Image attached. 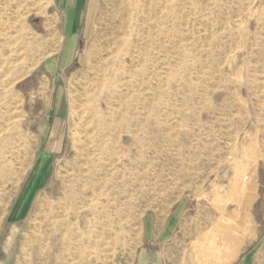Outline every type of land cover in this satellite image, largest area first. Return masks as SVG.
<instances>
[{
  "label": "rangeland",
  "instance_id": "obj_1",
  "mask_svg": "<svg viewBox=\"0 0 264 264\" xmlns=\"http://www.w3.org/2000/svg\"><path fill=\"white\" fill-rule=\"evenodd\" d=\"M54 2L0 0V264H131L143 215L180 209L264 264V0H85L72 32Z\"/></svg>",
  "mask_w": 264,
  "mask_h": 264
},
{
  "label": "crops",
  "instance_id": "obj_2",
  "mask_svg": "<svg viewBox=\"0 0 264 264\" xmlns=\"http://www.w3.org/2000/svg\"><path fill=\"white\" fill-rule=\"evenodd\" d=\"M54 1L63 11L68 30L72 32L78 8L85 0ZM185 211L146 212L143 215V247H138L131 264H234L235 255L232 252L235 247L244 246V243H236L233 233L225 236V241L220 243L218 238L223 235L222 228L218 229L217 234L205 233L198 228L189 230L187 220L183 221ZM239 216L240 212L230 214L224 222L231 225Z\"/></svg>",
  "mask_w": 264,
  "mask_h": 264
},
{
  "label": "bare ground",
  "instance_id": "obj_3",
  "mask_svg": "<svg viewBox=\"0 0 264 264\" xmlns=\"http://www.w3.org/2000/svg\"><path fill=\"white\" fill-rule=\"evenodd\" d=\"M33 4L35 6H41L42 5V0H33ZM37 12V11H36ZM112 31V29H111ZM116 32V30L114 31ZM106 33V32H105ZM121 33V32H120ZM125 34V33H124ZM119 35V34H118ZM108 37V36H107ZM109 38V37H108ZM115 38V37H114ZM118 38V37H117ZM26 40V39H25ZM49 40L47 39H44V38H30V41H28L26 43V46H25V50H24V53H21V52H18V51H15V52H10L11 54L8 56V58L5 60V64H7L8 66H11V68L9 70H11L10 72H15L20 65L24 66L25 63L27 61H29L30 59H32L36 53H38L41 49H42V44L44 42H48ZM111 41V40H110ZM115 43L116 42V39L114 40ZM106 39H105V42L102 44L100 42V47L97 45V47H95L93 49V58H95L100 64V66H94L93 67V71L94 72H99V71H105V61L103 60V55H104V52L106 53L107 49H104V47L107 45L106 43ZM113 42V41H112ZM56 44V43H55ZM54 44V45H55ZM105 45V46H104ZM109 45V44H108ZM113 45V44H112ZM116 47V46H115ZM57 48V47H56ZM17 50V49H16ZM141 50V49H140ZM130 52V51H129ZM131 52H133L131 50ZM114 54V53H113ZM107 55V53H106ZM133 56V55H132ZM121 60V59H120ZM104 61V62H103ZM91 58L89 59L88 61V66H91ZM107 62V61H106ZM109 62V61H108ZM107 62V64L109 65V63ZM93 65V64H92ZM107 67V65H106ZM30 68V67H29ZM109 72V71H108ZM96 75V74H94ZM98 77V76H97ZM112 78V77H111ZM84 79V78H83ZM95 79V78H94ZM122 79V78H121ZM101 80V79H100ZM102 81V80H101ZM85 82V81H84ZM81 83V82H80ZM103 83V82H102ZM100 85H103V84H100ZM102 89V88H101ZM82 95V94H81ZM87 95V94H86ZM83 100V99H82ZM89 104V103H88ZM9 116V115H8ZM13 117V116H11ZM6 119V118H5ZM4 119V120H5ZM10 119V118H9ZM15 120V118H14ZM11 121V120H10ZM8 122V121H7ZM14 123V122H13ZM11 124V123H10ZM2 125V124H1ZM8 125V124H7ZM17 125V124H16ZM16 125L14 126V128L12 129H5V136L2 135V137L0 136V143H2L5 147L8 148V145L12 144L13 142V138H14V133H15V127ZM3 127V126H2ZM5 127V126H4ZM17 130V129H16ZM123 140V139H122ZM133 140V139H132ZM2 148V147H1ZM17 148V147H16ZM9 149V148H8ZM12 149H14L12 147ZM17 150V149H16ZM5 151V150H4ZM1 153L0 154V159L3 160V164L2 166L0 165V189H5L7 187V185L12 181V173H13V163L12 161L8 158V156H6V154L4 153ZM7 152V151H6ZM23 153V152H22ZM13 156V154H11V157ZM20 158V157H19ZM95 161V160H94ZM18 165V164H17ZM15 167V166H14ZM17 170V168H16ZM89 171V170H88ZM15 175V173H14ZM19 175V174H18ZM17 175V176H18ZM21 177V176H20ZM19 179V178H18ZM93 179V178H92ZM103 179V178H102ZM86 181V180H85ZM87 182V181H86ZM104 182V181H103ZM91 183V182H90ZM95 183V182H94ZM83 184V183H82ZM88 184V183H87ZM92 184V183H91ZM84 185V184H83ZM102 186V185H101ZM86 187V186H85ZM83 188V187H82ZM81 188V189H82ZM91 188H94V187H91ZM68 189V188H67ZM70 189V188H69ZM80 189V188H79ZM71 191V190H69ZM85 191V190H84ZM91 191V190H90ZM96 191V190H95ZM6 194V193H5ZM90 198V197H89ZM68 200V199H67ZM65 201V200H64ZM68 204V203H67ZM65 205V204H64ZM58 206V205H57ZM61 209V208H60ZM45 212V211H44ZM54 218V217H53Z\"/></svg>",
  "mask_w": 264,
  "mask_h": 264
}]
</instances>
